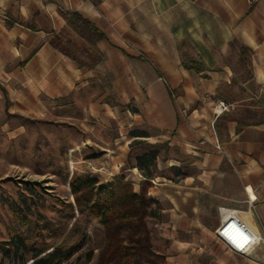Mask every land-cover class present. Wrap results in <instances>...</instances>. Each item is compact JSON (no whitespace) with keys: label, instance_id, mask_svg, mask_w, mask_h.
Returning <instances> with one entry per match:
<instances>
[{"label":"crops","instance_id":"1","mask_svg":"<svg viewBox=\"0 0 264 264\" xmlns=\"http://www.w3.org/2000/svg\"><path fill=\"white\" fill-rule=\"evenodd\" d=\"M55 36H77L85 58ZM56 105L104 156L95 174L163 203L164 264H264L263 245L237 253L215 236L221 208L264 233V0H0V108ZM138 141L178 148L193 171L165 176L181 160L156 159L148 175L128 164Z\"/></svg>","mask_w":264,"mask_h":264},{"label":"rangeland","instance_id":"2","mask_svg":"<svg viewBox=\"0 0 264 264\" xmlns=\"http://www.w3.org/2000/svg\"><path fill=\"white\" fill-rule=\"evenodd\" d=\"M56 42L68 52L85 58L79 54L81 45L77 36L65 41L61 36L56 37ZM64 114L68 112H63L61 105L36 116L5 113L0 108V242H13L21 236L30 246L27 250H16L10 244L0 249V264H31L32 253L42 243L72 245L80 251L88 243L94 247L100 245L102 231L97 220H84L80 216L69 184L76 175H96L103 181L111 177L95 174L96 163L107 165L104 156L93 144L79 143L85 136L79 120H69ZM156 145L147 141L131 145L128 164L137 155L157 150L159 161L177 158L182 162L177 172L161 166L160 174L180 178L193 171L187 166L190 158L180 154L178 148ZM149 171L158 172L155 166H150ZM162 219L160 216L149 223L154 230L153 248L158 252L166 245L158 235ZM96 255L95 249L89 264H95Z\"/></svg>","mask_w":264,"mask_h":264},{"label":"trees","instance_id":"3","mask_svg":"<svg viewBox=\"0 0 264 264\" xmlns=\"http://www.w3.org/2000/svg\"><path fill=\"white\" fill-rule=\"evenodd\" d=\"M66 16L72 22L96 30L89 20L77 12H67ZM50 43L62 52L70 53L60 47L56 36L50 39ZM242 56L247 58V54ZM243 126L244 123L237 119V128ZM157 155V150L144 152L137 155L134 162L138 168L153 176L149 168L155 166ZM170 169L175 170L174 167ZM69 187L80 216L84 220H97L102 231L100 245L94 247L88 243L80 251L72 245L42 243L32 253L31 264H89L95 249V264H164L163 254L153 248L154 230L149 224L151 219L163 216L164 207L161 201L146 193L145 187L142 186L139 192L134 191L124 173L114 175L106 181L100 180L96 175H76L72 177ZM69 206L72 207V204L69 203ZM14 240L1 241L0 249L10 244H14L16 250H27L30 247L21 236ZM73 254H76L75 257Z\"/></svg>","mask_w":264,"mask_h":264},{"label":"built area","instance_id":"4","mask_svg":"<svg viewBox=\"0 0 264 264\" xmlns=\"http://www.w3.org/2000/svg\"><path fill=\"white\" fill-rule=\"evenodd\" d=\"M215 105L218 112L228 108V104L223 100H217ZM219 211L221 220L219 226L215 229V236L228 250L247 253L258 245L264 246V233L252 231L239 219L235 210L221 208Z\"/></svg>","mask_w":264,"mask_h":264}]
</instances>
